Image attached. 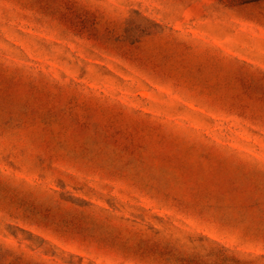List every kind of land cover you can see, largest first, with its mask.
<instances>
[{
    "label": "rangeland",
    "instance_id": "obj_1",
    "mask_svg": "<svg viewBox=\"0 0 264 264\" xmlns=\"http://www.w3.org/2000/svg\"><path fill=\"white\" fill-rule=\"evenodd\" d=\"M0 264H264V1L0 0Z\"/></svg>",
    "mask_w": 264,
    "mask_h": 264
},
{
    "label": "trees",
    "instance_id": "obj_2",
    "mask_svg": "<svg viewBox=\"0 0 264 264\" xmlns=\"http://www.w3.org/2000/svg\"><path fill=\"white\" fill-rule=\"evenodd\" d=\"M258 1H264V0H224L225 3L236 4V5L249 3V2H258Z\"/></svg>",
    "mask_w": 264,
    "mask_h": 264
}]
</instances>
